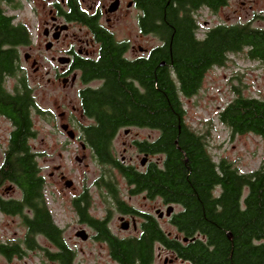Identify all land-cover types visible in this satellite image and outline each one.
I'll use <instances>...</instances> for the list:
<instances>
[{"label": "trees", "instance_id": "16d2710c", "mask_svg": "<svg viewBox=\"0 0 264 264\" xmlns=\"http://www.w3.org/2000/svg\"><path fill=\"white\" fill-rule=\"evenodd\" d=\"M227 2L142 0L146 31L159 23L155 32L162 35L163 43L145 58L126 60L106 42L101 59L87 62L85 68V76L100 78L102 83L83 90L80 98L83 113L98 121L89 135L100 157L110 158L108 146L119 126L136 124L159 131L158 138L146 146L162 154L160 164L151 161L145 172L117 165L149 195L182 206L174 221L186 235H197L192 242L178 245L179 252L196 264H264V156L248 172L225 157L215 160L206 135L185 121L182 98L198 91L210 68L225 65L230 53L244 50L249 58L264 60V27L249 20L218 23L202 36L196 34L193 9L204 4L216 12ZM22 35L24 29L11 25L0 11V114L11 124L0 163V185L10 182L20 192L17 197H1L0 208L5 213H24L25 222L31 217L26 244L32 245L34 234L41 232L56 246L61 242L64 262L70 263V246L44 197L40 152L29 143L36 137L32 112L43 115V110L16 60L13 41ZM7 77L15 79L10 90ZM233 88L236 95L218 111V120L232 135L253 133L264 138V96L243 95ZM15 248L0 241V253L7 257ZM112 252L122 264H145L149 242L112 240Z\"/></svg>", "mask_w": 264, "mask_h": 264}, {"label": "flooded vegetation", "instance_id": "af4514ba", "mask_svg": "<svg viewBox=\"0 0 264 264\" xmlns=\"http://www.w3.org/2000/svg\"><path fill=\"white\" fill-rule=\"evenodd\" d=\"M203 7L204 4H200L193 9L195 16ZM0 11L11 25L25 31V35L13 41L21 71L28 77L31 75L25 62L30 63L35 75L45 67L43 73L47 81L61 79L62 86L75 88L78 96L77 104L70 105L73 115L67 110L59 113L64 138H61V165L53 167L59 169L64 186L61 198L66 203L61 205L74 217V223L64 221L58 226L61 236L66 242L71 238L79 241L75 242L76 247L67 242L71 259L70 263H65L63 254L66 252L61 249V242L56 246L43 233L36 232L33 244L25 243L31 217L25 222L24 213H17L13 215L20 216L24 233L2 241L15 244L16 248L10 257L1 253L0 256L11 259L35 255L43 264H122L112 252V240L146 239L149 252L145 264H196L177 249L178 245L192 242L197 235H186L174 221V215L182 206L165 202L158 194L149 195L118 168L123 165L129 166L131 172H145L151 161L160 164L162 154L151 152L146 146L158 138L159 131L136 124L119 126L110 139L108 159L97 154L89 135L98 121L83 113L80 94L102 83L100 78L85 76L86 64L101 59L106 42L117 47L126 60L145 58L152 48L163 43L162 35L155 32L159 30V23L153 25V30L146 31L142 0H0ZM195 19L196 34L202 36L204 32L199 31L197 16ZM120 136L124 137V146L118 150L115 144ZM128 149L132 153L126 156ZM63 156L69 160L72 156L76 164H65ZM90 166L94 169L91 175L87 174ZM72 173L79 178L78 184L71 177ZM67 190L75 192L69 199ZM1 197L13 196L5 197L0 189V200ZM0 212L5 213L1 208Z\"/></svg>", "mask_w": 264, "mask_h": 264}, {"label": "rangeland", "instance_id": "374dc122", "mask_svg": "<svg viewBox=\"0 0 264 264\" xmlns=\"http://www.w3.org/2000/svg\"><path fill=\"white\" fill-rule=\"evenodd\" d=\"M196 16L200 33L218 23L246 22L248 20L254 26L264 27V0H228L227 4L216 12L203 7ZM24 65L31 74L28 77V82L34 87L36 101L43 110V115L32 112L36 137L30 139L29 143L41 154L37 161L41 166V173L45 177L44 197L54 222L61 227V223L64 221L74 223V217L61 205V203H66L61 198V189H64V186L61 184L59 169L53 167L55 164L61 165V138H64V135L61 134L59 113L61 110H67L70 114V105L77 104L78 96L75 88L63 87L61 79L47 81V75L43 73L45 67L40 74L35 75L30 63L25 62ZM14 81V77H7L6 86L9 90L12 89ZM233 86H236L239 89L238 92L243 95L264 96V60L249 58L244 50L230 53L229 60L225 65H216L210 68L198 91L189 97L182 98L185 121L199 133L206 135L208 149L215 160L225 157L237 165L241 171L248 172L256 169L264 156V138L253 133L232 135L230 130L218 120V111L236 95L237 90ZM72 111L71 115L74 114ZM10 128V122L0 116V163ZM123 138L120 136L116 141L115 145L118 150L124 146ZM125 139L130 140L128 137ZM72 146H75V143H72ZM130 153L132 150L128 149L125 155L128 156ZM62 161L67 165L76 164L72 156L70 160L63 156ZM90 168L91 170L87 173L89 175L94 171L91 166ZM50 171L53 173L50 174ZM71 177L75 178L73 173ZM75 179V183L78 184L79 178ZM79 187L78 185L76 190ZM0 189L5 197L20 195L18 188L10 182H4ZM67 191L69 199L75 192ZM23 233L24 226L21 224L20 216L0 212V241L18 238ZM67 242L73 247L79 243L75 238L68 239ZM84 244L82 243V245ZM0 264L43 263L35 255L11 259L1 255Z\"/></svg>", "mask_w": 264, "mask_h": 264}, {"label": "water", "instance_id": "95a60500", "mask_svg": "<svg viewBox=\"0 0 264 264\" xmlns=\"http://www.w3.org/2000/svg\"><path fill=\"white\" fill-rule=\"evenodd\" d=\"M230 235V234H229Z\"/></svg>", "mask_w": 264, "mask_h": 264}]
</instances>
